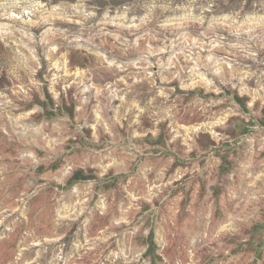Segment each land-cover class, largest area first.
Instances as JSON below:
<instances>
[{
  "label": "rangeland",
  "instance_id": "obj_1",
  "mask_svg": "<svg viewBox=\"0 0 264 264\" xmlns=\"http://www.w3.org/2000/svg\"><path fill=\"white\" fill-rule=\"evenodd\" d=\"M0 264H264V0H0Z\"/></svg>",
  "mask_w": 264,
  "mask_h": 264
}]
</instances>
